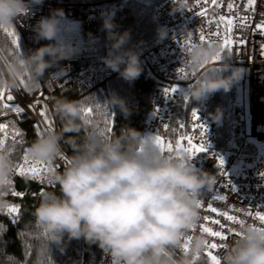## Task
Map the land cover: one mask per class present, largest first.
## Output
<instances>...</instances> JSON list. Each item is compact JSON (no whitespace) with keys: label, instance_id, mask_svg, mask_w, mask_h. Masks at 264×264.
Masks as SVG:
<instances>
[{"label":"clouds","instance_id":"1","mask_svg":"<svg viewBox=\"0 0 264 264\" xmlns=\"http://www.w3.org/2000/svg\"><path fill=\"white\" fill-rule=\"evenodd\" d=\"M42 3L0 0V30L15 27L21 17L31 14L32 6ZM172 3V13L186 10L187 0ZM63 17L62 9H54L36 22V38L52 43L35 50L8 54L10 45L0 39V88L14 91L23 78L24 89L37 91L57 83L51 74L46 77L48 69L58 67L60 75L66 74L60 61L72 59L77 50L59 38ZM103 28L110 43L103 62L125 80L134 81L142 71L138 51L142 42L129 47L131 31H117L111 15L104 16ZM157 37H167L163 26L157 28ZM184 51L183 66L196 74L187 89L194 100L230 91L244 72L231 67L230 53L222 63H212L220 51L217 42H194ZM107 105L118 106L125 114L130 111L115 93L103 106L108 109ZM52 111L60 127L38 135L26 148L30 160L47 166L43 182L58 188L45 191L34 209V228L40 238L33 246L32 264H42V257L47 264L50 245H62L65 237L97 245L109 258L108 264H207L208 239L194 228L202 220L201 192H213L215 174L198 168L187 152H161L154 134L122 127L110 137L103 135L94 123L85 122L79 100L58 96ZM209 115L219 122L223 112L217 108ZM65 145L71 153L61 170L54 162ZM14 170L11 146L0 148V193L8 190ZM234 230L238 234L217 254L220 264H264V224L244 219ZM186 240L187 252L183 250ZM12 259L13 264H23Z\"/></svg>","mask_w":264,"mask_h":264},{"label":"built area","instance_id":"2","mask_svg":"<svg viewBox=\"0 0 264 264\" xmlns=\"http://www.w3.org/2000/svg\"><path fill=\"white\" fill-rule=\"evenodd\" d=\"M229 3L233 4L231 10L228 8ZM172 7V0H162L153 10L154 17L167 31V37L162 40L156 37L155 41L146 48L138 49L141 72L151 76L155 83L148 105V117L143 125L145 132L155 136L160 135L166 144L170 143L176 102L186 94L188 86L192 83L191 80L196 76L183 66L186 59L185 41H191L192 44L200 42L199 35L203 32L208 43L217 42L221 49V44L227 38L230 41V47L226 50V54H231L229 64L231 67L244 69L242 77L233 83L241 90L243 98L234 109L237 122L232 127V139L228 146L218 145L217 131L222 119L217 122L211 118L209 113H215L217 109L209 112L206 100L191 108L185 126L184 136H192L193 143H203L206 147V151L193 155L191 162L198 168L217 176V185L213 192H208L206 189L201 192L202 220L196 228V231L206 235L209 244L218 245L217 249L211 250L217 255L230 238L235 236L234 229L238 224L227 220L220 213L235 216L237 220L255 221H258L255 219V212L260 211L264 214V175H262L264 173V0H253L251 6L248 0H218L217 6H213L209 0H187L186 10L183 13H172ZM54 9H62L64 12V17L59 20V38L70 42L77 50L72 59L60 61V66L67 68L66 74L60 75L58 67L48 69L46 77L51 74V78L57 83L42 86L37 91H26L21 84L14 91L3 88V102L8 103L12 108L21 107L22 112L27 113L32 119L38 135L45 131L56 130L50 99L53 90L61 87L63 83L72 80L80 89L90 92L112 78H122L118 72L108 68L103 59L94 62L90 55L84 53L86 43L98 38L104 16L114 13V5L108 2L43 0L42 4L32 6L31 14L21 17L15 26L24 42L26 52L52 43L37 39L33 28L38 20L50 16ZM221 16L226 18L225 21L220 20ZM228 19L233 21L227 26L230 31L226 30ZM222 62L220 60L212 63ZM184 73H187V78H184ZM173 87L176 89L174 92L166 93V89ZM9 94L14 97L11 102L7 101ZM43 105H47L50 111L51 129L48 128L45 117L40 115ZM193 110L199 116L198 123L206 128L203 137L198 128L193 129L194 123H197L193 121L191 115ZM0 139H4L5 145L8 137L0 134ZM184 142L183 147H187V141ZM64 148L65 151L54 162V166L60 169L68 164V152L65 146ZM177 151H183V148L180 150L173 148L171 153ZM25 156H27L26 149L15 164L13 176L32 180L38 186H51L43 182L47 166L42 163L36 165L38 172L34 174L28 170L33 167V161L29 159L25 163ZM218 158L223 159V168H220ZM19 166L25 168L23 174ZM210 208H215L216 211H211ZM249 210L252 215L247 214ZM205 216L208 220H204ZM217 220L219 224L213 223ZM201 224L213 231H221L227 239L221 241L202 232ZM221 224L224 225L223 229L220 227ZM206 251L207 264H211ZM108 260L109 258L103 253L99 264H108Z\"/></svg>","mask_w":264,"mask_h":264},{"label":"trees","instance_id":"3","mask_svg":"<svg viewBox=\"0 0 264 264\" xmlns=\"http://www.w3.org/2000/svg\"><path fill=\"white\" fill-rule=\"evenodd\" d=\"M73 1L113 3L114 13L111 16L118 26L117 31L130 30L131 41L128 46L132 47L137 42H142L139 44V50L146 48L155 41L157 28L161 27V24L153 15V10L162 0ZM0 39L7 40L10 45L8 54L20 51L22 53L26 52L24 42L15 27L9 28L8 31L0 30ZM13 41H16V43H13ZM17 44L19 47H17ZM109 47L110 43L107 39V31L103 28L102 24L99 29L98 38L86 43L84 53L90 55L93 61L96 62L107 55ZM226 50L227 48L221 53L222 57L226 54ZM228 74L227 72L224 73V75ZM21 86L23 87V84ZM154 87L153 78L144 72H141L139 77L134 81H127L119 77L112 78L90 92L83 91L72 80H68L61 87L53 90L50 104L52 107L54 99L58 96H66L69 99L79 100L83 108L90 107L93 109L90 118L91 122L88 125L94 123L95 127L100 130L106 126L105 119L111 122V131L105 133V136L108 137L113 132H119L122 127L135 128L145 133L143 125L148 117V105ZM113 93L125 100L127 108L130 110L129 113L125 114L118 106L107 105L109 110L106 106H103ZM203 100H206L209 112L217 108L222 109L223 117L217 131L218 145L226 147L230 143L232 139V127L237 122L234 109L239 102L238 88L234 84L228 92L220 91L205 95L199 101L192 99L187 95V92L177 100L170 132V143L174 149H177V141L184 146L185 142L182 140V137L185 134L188 114L191 108L200 105ZM3 104L4 102L0 101V123L5 124L7 127L0 134L8 137L4 147L11 146V155L16 164L22 152L38 136V132L27 113H17L12 110L11 106L8 109H4ZM43 110L47 117V120H45L52 122L47 105H43ZM104 113L107 115L105 116ZM55 122L56 129H58L60 122L56 116ZM65 147L69 157L71 149L67 145ZM50 190L58 191V188L54 186H38L32 180L13 176L8 190L2 192L3 194L0 195V264H13V257L18 261H22L23 264H32L35 257L33 246L40 238L34 228L33 212L43 193ZM11 206H16L18 211L16 213L9 212L8 209ZM103 253L97 245L89 244L84 239L69 240L65 237L62 245H50L47 264H99ZM43 260L44 258L42 257V264Z\"/></svg>","mask_w":264,"mask_h":264},{"label":"snow or ice","instance_id":"4","mask_svg":"<svg viewBox=\"0 0 264 264\" xmlns=\"http://www.w3.org/2000/svg\"><path fill=\"white\" fill-rule=\"evenodd\" d=\"M209 2L213 5V6H217L218 4V0H209ZM249 5L251 6L253 4V0H248ZM228 8L229 10H231L233 8V4L229 3L228 4ZM225 17L221 16L220 20L221 21H225ZM243 19V18H242ZM233 23L232 20L228 19L226 20V30L230 31V29L227 28V26L231 25ZM259 27V26H258ZM5 31H8V29H4ZM12 34V33H10ZM199 41L201 43H208L209 41L207 40L206 36L203 34V32H201V34L199 35ZM13 43H16V41H13ZM185 46L186 48H190L192 46L191 41H185ZM17 47H19V45L17 44ZM230 47V41L225 38L223 41V44L221 45V49L220 51L217 53V55L215 57H213L212 62H216V61H220L222 59L221 53L225 50V48H229ZM183 72V69L181 70ZM193 75H195V73H192ZM184 78H187V73H184ZM20 83L23 84V78H21ZM176 89L173 87L171 89H166V93H171L174 92ZM22 94V93H21ZM187 99V97H186ZM4 100V90L0 89V101ZM14 100V97L9 94L7 95V101L11 102ZM4 109H8L10 107V105L8 103H4L3 105ZM13 111L20 113L23 111V109L19 106L13 107L12 108ZM93 109L92 108H83L82 107V114L85 117V122L86 123H90L91 122V115H92ZM41 116H45V111H41L40 113ZM104 115L106 116L107 114L104 113ZM193 121L197 122L194 123L193 125V129L196 130L197 128L200 130L201 133V137H203V135L206 132V128L203 124H199V116L197 114V112L195 110L192 111L191 113ZM45 119L47 120V117L45 116ZM110 121L105 119V128L104 129H100L101 133L103 135H105L106 132H110L111 131V126H110ZM6 125L0 123V132H4V130L6 129ZM48 128L51 129L52 128V124L49 121L48 122ZM155 140L156 142L159 144L161 152H169L171 153L173 151V145L171 143H165V141L163 140V138L160 135H156L155 136ZM182 140H186L187 141V147H183L182 144L177 141L176 144V148L180 149L183 147V151L187 152L189 154V158H192L193 155L197 154V153H201L206 151V147L205 144L203 143H193V137L192 136H184L182 137ZM4 147V139H0V148ZM179 152V151H177ZM25 163L28 162L29 158L27 156L24 157ZM67 163H69V161H67ZM218 163L220 168H223V164L224 161L222 158H218ZM40 162L38 161H33V167H31L30 169H28L29 171H31L32 173L36 174L38 172V168L36 167V165H39ZM20 167V172L21 174H23L25 172V168L23 166H19ZM221 175H223V173H221ZM262 175H264V173H262ZM3 193H0V195H2ZM18 195V193H17ZM198 207H202L201 203L198 202ZM9 212L11 213H16L18 211V208L16 206H11L9 207ZM211 211H216L215 208H210ZM248 215H252L251 210L248 211L247 213ZM220 215H223L227 218V220L229 221H233L234 223H238V224H242L243 220H237V218L235 216L232 215H228L227 213H220ZM255 219H257L258 221H260L262 224H264V214H262L260 211L255 212ZM204 220H208V217L205 216ZM213 223H217L219 224V221H213ZM221 229H223L224 225H220ZM197 228V226H196ZM196 228H194V230H196ZM200 229L202 230V232L209 234L212 237H217L219 238L221 241L226 240L227 237L221 232V231H213L211 228L206 227L205 225L201 224L200 225ZM230 232L232 231L231 229L229 230ZM235 235H237L238 233H234ZM190 239V238H189ZM188 247H189V240H186L185 243L183 244V250L185 252L188 251ZM218 245L216 243H207V251H206V255L210 258L211 260V264H220L219 259L217 257V255H214L213 252L211 250L213 249H217Z\"/></svg>","mask_w":264,"mask_h":264},{"label":"rangeland","instance_id":"5","mask_svg":"<svg viewBox=\"0 0 264 264\" xmlns=\"http://www.w3.org/2000/svg\"><path fill=\"white\" fill-rule=\"evenodd\" d=\"M23 88V87H22ZM238 88V87H237ZM238 93H239V102H238V104L241 102V100H242V98H243V95H242V93H241V90L238 88ZM244 98H245V96H244ZM44 111V110H43ZM146 134H150V133H148V132H145Z\"/></svg>","mask_w":264,"mask_h":264},{"label":"bare ground","instance_id":"6","mask_svg":"<svg viewBox=\"0 0 264 264\" xmlns=\"http://www.w3.org/2000/svg\"><path fill=\"white\" fill-rule=\"evenodd\" d=\"M113 4V3H112ZM104 84V83H103ZM78 87V86H77Z\"/></svg>","mask_w":264,"mask_h":264},{"label":"water","instance_id":"7","mask_svg":"<svg viewBox=\"0 0 264 264\" xmlns=\"http://www.w3.org/2000/svg\"><path fill=\"white\" fill-rule=\"evenodd\" d=\"M222 44H223V43H222ZM222 44H221V45H222Z\"/></svg>","mask_w":264,"mask_h":264}]
</instances>
